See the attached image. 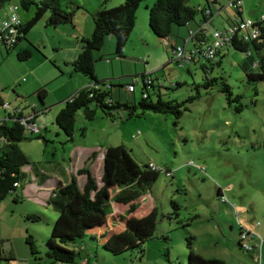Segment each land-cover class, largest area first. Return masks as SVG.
Wrapping results in <instances>:
<instances>
[{"label": "rangeland", "instance_id": "obj_1", "mask_svg": "<svg viewBox=\"0 0 264 264\" xmlns=\"http://www.w3.org/2000/svg\"><path fill=\"white\" fill-rule=\"evenodd\" d=\"M66 1H61L63 7ZM75 1L83 6L84 10L76 11L73 25L46 26L47 15H44L32 27L27 34V41L21 43V47L29 45V42L38 45L39 50L32 48L33 53L29 59L18 61L16 50L7 54L4 46L0 45V84L5 77L11 80L9 86L3 84L0 93L10 90L13 96L17 95L16 89L19 86L14 82V77L22 79L26 75L23 73L16 78L18 65L31 63V66L37 67L45 63L54 72V77L46 82L49 90L62 76L61 70L70 68L69 65L64 66L62 59L77 44L78 33H87V37L91 35V13L97 11L104 0ZM122 1L107 0L106 6L113 7ZM153 1L143 0L136 12L134 27L139 30L143 25V28L148 30L152 43L149 46L144 45L143 48L141 46V49L148 53L144 59L147 64L143 65L147 67L146 71L151 72L153 78L163 84L161 92L164 99L182 101L187 96L196 95L197 97L187 104L188 109L183 111L178 119L170 113L139 109L138 116L126 119L125 112L120 110L114 112L113 120L102 115L99 110L94 119L87 120L82 110H78L73 140L67 141L54 122L59 111L58 105L61 103H48L44 107L47 109L35 119L42 127L46 125L43 130L46 138L22 140L19 143L29 160L39 165L40 172L43 171L45 178L48 177L46 184L52 186L56 179L68 182L75 170L83 166L88 155L85 148L90 149L88 153L95 150L97 157L102 155L108 146L122 145L139 165L152 162L162 171L169 172H160L153 185L137 200L139 205L132 214L141 217L151 207L158 211L154 235L144 243L142 257L136 252L111 254L102 247L100 232L93 231L68 245L69 248L80 251L79 257L71 264H76L84 257L89 258L88 264H187V237L192 236L191 250L196 254L200 252L206 258L219 255L215 251L218 249L216 241L222 239L218 226L222 228L223 235H227L228 225H232L236 240L240 222L264 220V81H247L244 71L238 65L246 53L232 48H226L219 65L212 64L211 70H205L208 75H205V71L197 63H187L183 67L177 66L175 62L166 63L168 46L164 40L154 37L148 27V11L144 6L146 2L151 4ZM9 2L14 4L18 3V0ZM244 2V18L253 21L264 18V0ZM187 3L194 6L196 0H188ZM226 4L227 0H221L223 8L220 15H216L217 9L214 8L212 21L206 24L208 37L215 29H228L227 22L233 17V10ZM6 7L0 8V15ZM32 8L29 11L19 9L18 14L30 17ZM139 51L135 48L131 53ZM205 62V66L210 67L211 64ZM58 63L59 68L56 65ZM249 69L257 70L250 64ZM73 75L87 80L79 73ZM205 76L219 78L218 84L205 90L202 87ZM220 78L230 85L233 95L239 96L242 111H235L237 102L228 103L224 93L220 91ZM133 80H137V83L132 97L137 101L142 95V82L138 76ZM122 81L127 82L128 79L124 77ZM178 81L183 84L170 87ZM36 91L37 89L28 95L37 103ZM150 91L153 93L152 89ZM47 100L45 97L44 102ZM96 157L89 167L99 182L102 160ZM21 171L26 173L27 180L33 179L30 166L22 167ZM78 180L82 181V178L78 177ZM35 181L40 180L36 178ZM218 192L223 195V200ZM170 200L176 202L177 210L170 205ZM112 206L111 211L114 206L121 209L125 205H115L113 202ZM36 212L44 214L46 220L32 222L26 219L27 214ZM119 212L107 216L108 227L102 232L107 233L119 225L118 230L124 225L112 220L116 219L115 216ZM174 212H177V216ZM122 214H125V211H122ZM57 215L48 204L37 201L26 191L19 201H15L12 195L6 196L0 202V244L3 256L11 257V264H37L31 257L25 238L27 234L33 236L39 255L44 258L45 242L50 236L51 224ZM1 262L4 263L2 260ZM40 264L47 262L41 259Z\"/></svg>", "mask_w": 264, "mask_h": 264}, {"label": "trees", "instance_id": "obj_2", "mask_svg": "<svg viewBox=\"0 0 264 264\" xmlns=\"http://www.w3.org/2000/svg\"><path fill=\"white\" fill-rule=\"evenodd\" d=\"M9 1L0 0V8L6 7V4L8 7L10 5ZM61 1L18 0V3H14L18 5L17 14L19 9L29 11L33 7L32 15L27 20L19 22L13 43L6 45V43L0 41V45L4 46L7 53L18 48L20 43L27 41V34L44 15H47L46 26L73 25L76 11L79 9L84 10V7L75 0H67L65 8L62 6ZM106 1L104 0L100 4L97 11L91 13L92 33L89 37H81L80 53L70 61L73 72L86 77L88 83L70 94L55 116V125L63 132L67 141L73 140L78 110H82L87 120L94 119L98 110L111 120L115 118V111L123 110L126 119H129L132 116L139 115L138 109L162 114L170 113L178 119L182 112L188 109L187 104L197 97L196 95H190L182 101L164 99L161 92V89L164 88L163 84L153 78L151 73L135 72L128 76L120 74L107 77H98L95 74V64L102 58L99 53L108 36L114 38V55L121 58L125 57L124 47L135 26L136 12L143 0H123L113 7H107ZM187 1L154 0L151 4L145 3L150 32L158 39H166L169 53H171L166 63L175 62L173 50L177 46H181L188 53H191V62L199 63L203 71L211 70L213 65L220 64V59L224 56L226 48H232L246 53L245 58L238 65L244 71L247 81H264V19L258 20L260 35L248 41L242 38L238 30L232 33L223 30L228 34V39L215 47L211 57L206 55V52L208 47L213 46V34L208 37L206 27L203 28L198 24L195 28H191L192 30L188 28L192 22L196 23L198 15L205 21L206 17H210L208 16L210 13L207 14L205 9L197 6L188 5ZM241 17L240 11L233 10V17H230L227 22L229 28H232L237 18ZM181 27L187 28L188 36L196 42L195 49L189 45L186 46L187 39L180 44H169V36ZM35 46L34 43L29 42V45L19 48L16 51L17 59L20 61L28 59L31 56L32 48L39 50L38 45ZM205 61L211 64L210 67L205 66ZM248 63L257 70H250ZM205 73V75H208L206 71ZM136 76L142 82V95L137 101L132 97L137 83V80H133V78ZM124 77L128 79L127 82L122 81ZM218 79L217 77L205 76L202 87L208 90L218 84ZM220 80V91L224 93L228 103L237 102L234 107L235 111H242L239 96L233 95L230 85L223 78H220ZM182 84L178 81L170 87H179ZM128 85H132L134 90L128 91ZM35 94L38 102L30 106V111L33 112L30 122H33L40 113L47 109L44 108L45 86L39 87ZM19 109L23 113V108L19 106ZM20 112L17 115L8 112L3 123L0 124V137L4 140L0 149V202L8 195H12L15 201L21 200L22 196L19 191L29 182L26 175L21 171L22 167L30 166L35 176L42 174L35 162H31L28 155L21 150L19 143L22 140L43 139V137L39 133L33 134L26 130L24 124L20 121ZM96 155L97 152L92 151L88 161L82 167L76 169L68 182H63L60 179L55 181L53 189L46 199V204L58 215L51 224L50 236L45 242L44 258L39 255L33 236L27 234L25 238L31 257L37 264H40L41 259L45 260L47 264L74 263L76 257H79L80 251L69 248L68 245L77 242L88 233L99 232L107 226L106 220L111 213L110 207L113 202L125 205V214L119 213L115 216L116 221L124 225L122 230L114 232L103 241L102 247L106 251L113 255L136 252L142 257L144 243L153 237L158 220L157 209L152 207L141 217H135L132 214L139 205L137 200L153 185L160 172H164V174L169 172L162 171L161 168L157 167L151 168L149 166L150 162L139 165L122 145H115L108 146L103 151L102 173L98 182L89 167ZM78 177L83 178V182L79 181ZM14 182L18 183L17 187L13 185ZM170 205L175 210L178 209L175 201L170 200ZM174 214L177 216V212H174ZM26 219L32 222H40L45 221L46 217L44 214L36 212L27 214ZM241 231L240 229L239 234ZM191 239L192 236L186 238L188 248L187 264H226L222 258H204L194 253L191 250ZM237 246L241 249L239 236ZM2 253L0 251V261L11 264L12 258L4 257ZM4 263L1 262L0 264ZM171 264L180 263L173 262Z\"/></svg>", "mask_w": 264, "mask_h": 264}, {"label": "crops", "instance_id": "obj_3", "mask_svg": "<svg viewBox=\"0 0 264 264\" xmlns=\"http://www.w3.org/2000/svg\"><path fill=\"white\" fill-rule=\"evenodd\" d=\"M146 4H148V2H146ZM244 5H245L244 0H241L240 12H241L242 17L244 14V11H243ZM194 6H197L198 8H201V9H205V11L209 10L210 14L209 13H207V14H209L208 16H210V17H206V20L204 21V19L200 15H198V17H196V23L192 22L191 24H189L188 28H190V30H192L191 28H195L196 24L205 28L206 24H208L212 21V18L214 16L213 15L214 8L216 7L215 9H217L216 15H220L221 14V8H223V6L221 5V0H203V1L196 0V5H194ZM5 12H6V10L3 11V14L0 15V18L4 17L3 15L6 14ZM141 17H143V14L141 15ZM19 18H20V21H25L29 18V16L27 15L25 17V15L19 14ZM259 19H261V17ZM142 22H143V20H142ZM228 29H229V26H228ZM228 29H224V30H228ZM187 32H188V30L185 27H181V28L176 29L174 31L173 35L169 36V38H168L169 44L170 43L171 44H180L184 40L187 39L186 46L188 47V45L190 44V47L195 49L194 46H195L196 42L193 40V38H190V36H188ZM86 34L87 33H84V34L78 33L76 35L77 44L75 46H73L69 50L67 55L62 59L64 66L67 67L66 65H69L70 68H64V69H62L63 71L61 70L60 75H62V76L58 79V81H56L55 85H52L50 90L48 89L49 86L46 82H48L49 80H51L54 77V75H53L54 72L48 66H46L45 63H42L41 65H39L37 67L31 66V63H28L26 65H18L16 68L17 74H15L16 78L18 75L20 76V74H23V73H25L26 75L22 79H19V78L15 79V77H14V82H16V85L19 86L16 89L17 95L13 96L12 92L10 90H9V92H5L3 94L0 93L1 103L8 102L10 104L11 108H15V107L20 106L23 108V113L25 114V113L30 111V106H33L36 103V101L34 99L29 98L30 92L34 93V91L36 89L41 87L43 84H46V85H44L45 89H46L45 97L48 98V100L46 102H44V107H45V104H48V103L53 104V105L61 103V105H58L59 106L58 110H60L63 106L64 100L68 97V95L72 94L75 90L86 86L88 83V81L86 79H83L82 77L77 76V75L74 76L73 74L75 72H73L72 67L70 65V61L73 60L80 53V50H81L80 39H81V37H87L88 35H86ZM138 34H139V37H137ZM129 39L130 40L127 41V44L124 47V52H123L124 56H125L124 58H121V57L114 55V53H113V51H114V38L112 36H108L105 39L102 50L99 53L102 56V58L99 59L95 64V74L98 77L116 76V75H120V74H123V75L124 74H133L135 72L151 73L150 71H146L147 67L145 65H143V63L147 64L146 60H144V59H146V57L148 56V53H145V51H143L141 49V46L143 48L144 45L149 46L150 44H152L151 43V36L148 33V30H145L143 28V25L141 26V28L139 30H138V28L134 27L130 36H129ZM24 47H25V45L22 46V48H24ZM19 48H21V43L19 44L18 48H16L15 50L17 51ZM135 48H136V50H140V51L138 53H136V52L131 53V50L135 49ZM32 53H31V56H32ZM223 53H224V51L222 52V54ZM166 55H167V60H168V58L171 55V53H169L168 48L166 51ZM127 60H129L130 62H123V61H127ZM18 61H20V60H18ZM192 63L196 64L195 62H192ZM197 64H199V63H197ZM204 64H206V63L204 62ZM56 65L58 66V68L60 67V63H58ZM44 73H46V74L44 75ZM2 80H3V83L0 84V90L3 88L2 87L3 84L5 86H9L11 84L10 78L5 77ZM55 102H57V103H55ZM9 111H11L10 108L6 109L1 104L0 105V120L4 119ZM35 119L33 120V123L39 125L38 128L40 131L38 133H39V135H41L43 137V140H44V138H46V136H44L43 130H45L46 125H43V127H42L41 123L40 122L37 123ZM55 129H57V128H55ZM57 133H58V131H57ZM89 150H90L89 148H85V151L88 155H87L86 159L84 160V164L88 161V157H89L90 153L92 152V151H90V153H88ZM96 158L102 160V155L97 156ZM91 164H93V163L91 162L90 165ZM37 166L39 167V165H37ZM45 172H46V170H45ZM41 173L42 174L39 176H35L33 174L31 176L33 179L32 180L30 179L31 181L29 180V182L24 185L23 189L19 191V194L21 196H24L25 191H26L28 193H31L33 195V197L36 198L37 201L42 202L43 204H46V199L48 198V196H49L51 190L53 189L54 185L52 186V185L46 184L48 177L45 178L46 175L43 173V171ZM23 174L26 175L25 172H23ZM36 178H39L40 181L36 182L35 181ZM56 180H58V179H56ZM61 181L67 182L65 180H61ZM82 182H83V178H82ZM219 195H222V194L219 193ZM115 205H119V204L115 203ZM111 207H113L112 204H111ZM118 211H120L119 213H122V211H125V206L122 207L121 209L115 208V206H114V210L111 211L110 215H113V214L115 215V213H118ZM112 220L115 221L116 219L114 218ZM238 225H239V230L240 229L241 230H248L251 233H254L256 235L257 234H263L264 235V220H262V219H260L258 221L256 220V222L251 221V220L249 222H244V223L240 222ZM228 226H229V229H228L227 235H223L222 228L220 226H218V229L222 235V239L220 241H218V240L216 241L218 249H216L215 251L219 255H213L210 257H206V258H222L226 262V264H264V242L260 245V247H253L249 251H245V250L243 251V249H240L237 246L238 237H236V240H235V233L232 230L233 226L232 225H228ZM106 227H108V226L103 227L99 231L101 238H102V242L104 240H106L114 232L120 231L123 229V226H121L120 229H118V230L116 227V229L109 230L107 233L102 232L104 230V228H106ZM219 248H221L220 252H219ZM0 251H1V253L3 252V249L1 246H0ZM199 254H201V253L199 252L198 255ZM214 254H215V252H214ZM201 256L205 258V256L203 254H201ZM88 262H89V258L84 257V258H80L79 262H77L76 264H88Z\"/></svg>", "mask_w": 264, "mask_h": 264}, {"label": "built area", "instance_id": "obj_4", "mask_svg": "<svg viewBox=\"0 0 264 264\" xmlns=\"http://www.w3.org/2000/svg\"><path fill=\"white\" fill-rule=\"evenodd\" d=\"M227 6L231 7V9L240 11L241 7V0H227ZM17 4H10L5 10H6V16L3 18H0V41L6 43V45H10L15 40V33L16 28L20 22L18 14H17ZM206 13H210L209 10H206ZM262 19V18H261ZM260 26L258 25V20L253 21L249 18H237L236 23L233 25L232 28H229L227 31L229 33L234 32L235 30H238L240 35L245 41H248L250 39H255L260 35ZM214 36V42L212 47L207 48L206 55L211 56L213 55V52L215 50V47L218 46V44L224 42L226 39H228V34L226 32H222L220 30H215L213 32ZM165 43L166 39H164ZM173 57L174 60L179 67H183L187 63H191L192 61V55L191 53H188L185 48L181 46H177L173 50ZM173 84H171L172 86ZM128 91H133V86L128 85L127 86ZM2 106L4 108H10L13 114L17 115L20 112L19 107L11 108L10 104L8 102L2 103ZM20 121L24 124L26 130L28 132L32 133H38L39 128L36 127V125L33 122H30L33 112L29 111L28 113H21L20 112ZM4 119L0 120V124H2ZM3 138L0 137V149L2 147ZM149 166L151 168H156V166L150 162ZM13 185L15 187L18 186L17 182H14ZM221 200H223V196L221 195ZM257 237V238H256ZM255 239L253 242L252 240ZM239 240H240V247L241 249L245 251L251 250L253 247H260V245L264 242V236L256 235L254 233H251L247 230H242L239 234ZM1 257V254H0Z\"/></svg>", "mask_w": 264, "mask_h": 264}]
</instances>
